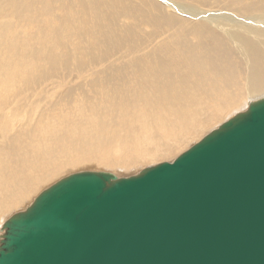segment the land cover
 Returning <instances> with one entry per match:
<instances>
[{
  "label": "bare ground",
  "instance_id": "obj_1",
  "mask_svg": "<svg viewBox=\"0 0 264 264\" xmlns=\"http://www.w3.org/2000/svg\"><path fill=\"white\" fill-rule=\"evenodd\" d=\"M158 1L186 19L148 0H0V224L64 174L172 158L264 96V0Z\"/></svg>",
  "mask_w": 264,
  "mask_h": 264
},
{
  "label": "water",
  "instance_id": "obj_2",
  "mask_svg": "<svg viewBox=\"0 0 264 264\" xmlns=\"http://www.w3.org/2000/svg\"><path fill=\"white\" fill-rule=\"evenodd\" d=\"M1 232L0 264H264V96L172 162L59 179Z\"/></svg>",
  "mask_w": 264,
  "mask_h": 264
},
{
  "label": "rangeland",
  "instance_id": "obj_3",
  "mask_svg": "<svg viewBox=\"0 0 264 264\" xmlns=\"http://www.w3.org/2000/svg\"><path fill=\"white\" fill-rule=\"evenodd\" d=\"M148 1H150L151 2V5L154 7V6H157L158 7V10H160L162 13H165V14H169V15H171L172 17H174V18H177V19H186L185 17H182V16H178V15H175V14H173L174 12H173V10H172V7L170 8L169 6H167V5H165V4H163L162 2H160V1H158V0H148ZM170 2H173V3H175L176 5H177V3H182L183 5H187V6H195V7H197L198 9H200V10H205L204 12H212V11H215L216 9V7H212V5H211V3H209V4H204V5H199L197 2H194V1H192V0H169ZM148 7H149V4H148ZM151 7H149V9H150ZM146 9H148L147 7H146ZM191 21H193V22H195V20H191ZM127 22V21H126ZM162 30V28H158V31H161ZM173 30L174 29H170V31H169V33L168 34H166V35H164V36H162V37H160V38H157L155 35H152V37L150 38V39H144L143 40V42L145 43V42H147L148 44H149V49L150 48H152V47H154L156 44H158V43H160V42H162L166 37H168L169 36V34L170 33H172L173 32ZM153 31H155L154 29H153ZM138 46L139 47H141L139 44H138ZM138 47V48H139ZM145 48H146V45H145ZM143 52H147L146 51V49H143ZM123 56H125V57H123ZM130 57V58H129ZM134 56H130V55H128V54H126V55H122L121 56V58L120 57H118V56H116V57H114V58H116V59H114V58H106V59H104L103 61H102V63L100 62L96 67H94V69H102V70H105V72H99V73H96V72H94V70H93V68H90L91 70H93V72H91L90 71V74H102V73H106V71H108L109 69H113L114 67H117V64H121V65H128V68H129V65H131L132 63L131 62H133L134 61V58H133ZM110 59V60H109ZM119 61H121V62H119ZM124 59H125V61H124ZM128 59V60H127ZM118 61V62H117ZM131 63V64H130ZM104 64H105V66H104ZM109 67V69H108V67ZM111 66V67H110ZM107 67V68H106ZM106 68V69H105ZM109 73H111V72H107L106 74H109ZM100 80V79H99ZM247 108V107H246ZM246 110V109H245ZM236 115V114H235ZM232 116H230V117H228V118H231ZM228 118H226V119H228ZM225 119V120H226ZM218 125H220V123L218 124ZM217 125V126H218ZM216 126V127H217ZM215 127V128H216ZM214 128V127H213ZM214 128V129H215ZM211 130V129H210ZM210 130H208L207 132H209ZM213 130V129H212ZM207 132L204 134V135H206L207 134ZM204 135H202L198 140L196 139L195 141H191V140H189V141H191V142H188V144L186 145V146H184V148L183 147H181V148H179L180 150H177L176 152H175V155L174 156H172V158L170 157V158H167V159H165V160H158V161H156V162H148V163H146L145 165H143V166H141V167H139V168H132V169H126V170H118L117 172L116 171H107V170H105V169H100V168H81V169H77V171H76V169L75 170H73V171H71V172H69V173H67V174H64L63 176H60V178L59 179H61V178H63V177H65V176H67V175H70V174H73V173H76V172H81V171H95V172H109V173H111V174H115V176H117V177H119V178H127V177H130V176H133V175H135V174H137L138 172H140L141 170H143V169H145V168H147V167H150V166H154V165H157V164H160L161 162L162 163H164V162H167V163H169V162H172L176 157H178L180 154H182L183 152H185V150L186 149H188L189 147H191L193 144H195V143H197ZM189 145V146H188ZM129 170V171H128ZM131 170V171H130ZM126 173V174H125ZM126 175V176H125ZM58 178L56 179V180H54V181H52L50 184L52 185L53 183H55L56 181H58L59 180ZM50 184H48V185H46L45 187H43V188H41L40 189V191H38V193H37V195L41 192V191H43L45 188H47V187H49L50 186ZM37 195H35V197L37 196ZM33 200H34V197H33ZM32 200V201H33ZM31 201V202H32ZM29 206V205H28ZM25 209V208H24ZM24 209H22V210H24ZM22 210H20V211H22ZM12 213V212H11ZM15 214V213H14ZM10 217V215L7 217V219ZM6 219V220H7ZM5 222V221H4ZM3 222V223H4ZM2 226V224H0V227ZM1 234H2V232L0 231V236H1Z\"/></svg>",
  "mask_w": 264,
  "mask_h": 264
}]
</instances>
